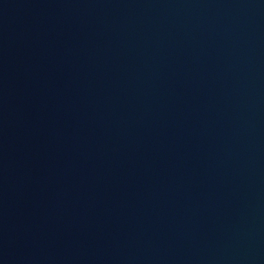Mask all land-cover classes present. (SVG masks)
Returning <instances> with one entry per match:
<instances>
[{"label": "water", "instance_id": "95a60500", "mask_svg": "<svg viewBox=\"0 0 264 264\" xmlns=\"http://www.w3.org/2000/svg\"><path fill=\"white\" fill-rule=\"evenodd\" d=\"M0 264H264V0H0Z\"/></svg>", "mask_w": 264, "mask_h": 264}]
</instances>
